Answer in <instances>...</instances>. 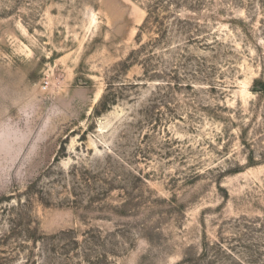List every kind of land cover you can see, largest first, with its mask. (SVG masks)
I'll return each instance as SVG.
<instances>
[{
  "label": "rangeland",
  "instance_id": "rangeland-1",
  "mask_svg": "<svg viewBox=\"0 0 264 264\" xmlns=\"http://www.w3.org/2000/svg\"><path fill=\"white\" fill-rule=\"evenodd\" d=\"M150 4L0 0V264H264V0Z\"/></svg>",
  "mask_w": 264,
  "mask_h": 264
},
{
  "label": "trees",
  "instance_id": "trees-1",
  "mask_svg": "<svg viewBox=\"0 0 264 264\" xmlns=\"http://www.w3.org/2000/svg\"><path fill=\"white\" fill-rule=\"evenodd\" d=\"M162 2H165V0H150L151 4L147 7V16L149 17L151 14L153 15V9L157 8Z\"/></svg>",
  "mask_w": 264,
  "mask_h": 264
}]
</instances>
